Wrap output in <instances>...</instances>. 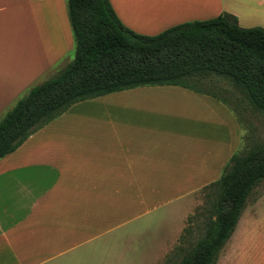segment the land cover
<instances>
[{"label": "crops", "instance_id": "crops-1", "mask_svg": "<svg viewBox=\"0 0 264 264\" xmlns=\"http://www.w3.org/2000/svg\"><path fill=\"white\" fill-rule=\"evenodd\" d=\"M110 2L143 35L224 12L244 28H264V0ZM74 50L67 0H0V118ZM241 140L227 104L181 86L73 105L0 160V264H131L137 249L167 264L184 220ZM169 217L183 218L170 222L171 242Z\"/></svg>", "mask_w": 264, "mask_h": 264}, {"label": "trees", "instance_id": "trees-1", "mask_svg": "<svg viewBox=\"0 0 264 264\" xmlns=\"http://www.w3.org/2000/svg\"><path fill=\"white\" fill-rule=\"evenodd\" d=\"M67 8L74 57L0 118V160L73 105L140 86L174 85L212 95L231 108L240 124L241 112L264 115L263 27L244 28L224 12L150 36L126 27L110 0H67ZM221 78L239 93L236 100L229 97L233 91L217 87L215 79ZM215 87L221 92H213ZM263 181L264 141L254 140L204 188L205 204L195 216L198 237L187 230L185 245L167 264H216Z\"/></svg>", "mask_w": 264, "mask_h": 264}, {"label": "rangeland", "instance_id": "rangeland-1", "mask_svg": "<svg viewBox=\"0 0 264 264\" xmlns=\"http://www.w3.org/2000/svg\"><path fill=\"white\" fill-rule=\"evenodd\" d=\"M73 57L74 52L72 54V59ZM215 80L217 87L226 88L236 94L233 93V95H229L232 101L239 97V93L235 91L232 83L228 80L223 78ZM217 87L214 88L213 92H221V89ZM232 101L230 105L233 104ZM242 105L244 107L246 106L245 103ZM241 113H243L240 118L242 119V140L241 147L238 148V151L248 147L254 140L257 142L264 141V115L254 114L250 110ZM203 194L204 193H201L200 195L197 207H195L194 210L190 212L189 217L184 220L183 227H185L181 235H179L177 240L172 242L171 245L168 243L171 246L170 249L168 247V254H175L174 249L177 245L182 244V237L186 234L187 230H191L192 234H194L196 238L198 237L200 221L199 218L195 216L202 211L205 204V196ZM178 219L180 220L175 221L170 217L168 219V226L166 228L168 231L167 238L170 242L173 241V238L176 236L174 234L175 228L171 227L170 222L175 221L176 226H179L182 224L183 218ZM161 253L164 254V251ZM130 254V258H132V254L134 255L133 259L130 261L131 264H160V262L163 261V259H161L162 257L159 256V254L157 255V252L147 251L146 249H137L134 252H130ZM161 264H165L164 261ZM216 264H264V181L261 182L250 195L236 230L224 249L220 252Z\"/></svg>", "mask_w": 264, "mask_h": 264}]
</instances>
